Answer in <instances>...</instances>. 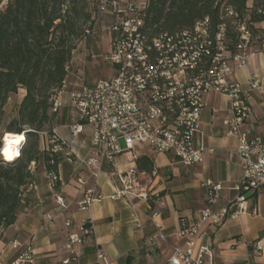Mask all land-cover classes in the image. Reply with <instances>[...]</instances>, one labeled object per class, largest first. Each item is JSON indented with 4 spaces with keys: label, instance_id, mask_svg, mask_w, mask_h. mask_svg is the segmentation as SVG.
Here are the masks:
<instances>
[{
    "label": "built area",
    "instance_id": "built-area-1",
    "mask_svg": "<svg viewBox=\"0 0 264 264\" xmlns=\"http://www.w3.org/2000/svg\"><path fill=\"white\" fill-rule=\"evenodd\" d=\"M215 4L220 7L221 20L215 28L205 16L190 26L163 31L145 22L149 0H99L100 13L113 8L110 47L105 56L113 66V75L71 90H67L64 81L50 97V110L55 113L63 104L60 96L67 92V103L75 112V118L68 124L70 134L75 137L88 127L91 150L86 156L80 155L55 127L39 132L46 139L44 152L49 156L50 165H58L61 158H68L94 182L76 202L78 209L88 210L105 199H121L131 205L134 200L152 201L162 206L163 196L143 182V173L134 164L111 172L116 184L110 193L98 190L103 164L111 163L123 152H130L137 144L165 153L185 166L200 163L204 153L212 151L205 145L200 129L205 97L210 93L227 97L229 113L223 118V124L227 134L238 138L237 154L242 169L241 178L234 186L235 196L228 204L213 208L221 185L211 180L203 182L206 206L192 220L179 219L174 235L180 242L171 247L169 255L159 264H213L214 240L204 226L220 225L227 218L247 212L248 199L264 186V142L245 128L253 116L250 95L259 87V81L244 86L231 79L235 69L245 65L250 55L264 53V29L254 36L232 6L219 1ZM228 17L237 19L235 28L239 36L233 50L227 42L225 19ZM90 33L89 28L84 30L85 35ZM27 131L31 129L26 128L22 133ZM0 157L5 160L1 151ZM47 176L52 183L58 180L57 170H47ZM77 181L80 185L87 182L80 176ZM55 202L61 210L69 206L60 194L55 195ZM158 215L154 211L151 218ZM65 225L70 226L71 221L66 219ZM155 227L147 242H166L168 234L157 222ZM93 232L91 219L84 220L78 232H69L65 246L70 255L61 264H80L76 244L86 241ZM11 244L19 249L11 264H34L30 244L17 240ZM256 247L261 249L258 243ZM94 249L96 260L90 264H111L96 243Z\"/></svg>",
    "mask_w": 264,
    "mask_h": 264
},
{
    "label": "crops",
    "instance_id": "crops-1",
    "mask_svg": "<svg viewBox=\"0 0 264 264\" xmlns=\"http://www.w3.org/2000/svg\"><path fill=\"white\" fill-rule=\"evenodd\" d=\"M231 79L244 86L259 81V87L250 95L253 116L245 128L264 142V53L250 55L245 65L235 69ZM69 86L67 90L74 89ZM67 101L68 98L62 101L61 107L53 113L57 123L50 129L55 127L59 133L64 129L65 133L60 135L71 142L80 155L86 156L91 150L90 129L84 127L75 137L70 134L68 124L75 118V112ZM228 113L229 102L225 95L210 93L205 97L199 118L200 129L205 145L212 151H206L198 164L182 165L145 144H137L130 152H123L111 163L103 164V173L97 181L98 190L110 193L116 184L111 172L134 164L143 173V182L161 193L162 206L152 201L134 200L131 205L121 199H105L88 210L78 209L76 202L94 183L87 172L63 157L57 165L58 180L52 183L44 163L43 171L35 172L34 162L33 177L23 194L15 221L0 229V264H11L17 256L19 249L12 247L13 240L32 246L34 264H61L62 259L70 255L65 246L68 233L78 232L79 225L87 219L92 220L94 232L86 241L76 244L80 264L96 260L95 243L106 253L111 264H159L169 255L171 247L180 242L174 235L179 219L192 220L206 206L203 182L211 180L221 185L213 208L228 204L235 196L234 186L241 178L242 169L237 154L238 138L227 134L223 124ZM39 138V149L44 153L46 139L40 134ZM78 176L87 180L85 185L78 183ZM57 194L63 196L69 205L67 209L61 210L55 202ZM247 206V212L227 218L220 225L204 226L214 240L213 264H264V186L248 199ZM154 211L159 215L151 218ZM66 219L71 221L68 227ZM155 222L168 234L166 242H147V236L156 229Z\"/></svg>",
    "mask_w": 264,
    "mask_h": 264
},
{
    "label": "trees",
    "instance_id": "trees-1",
    "mask_svg": "<svg viewBox=\"0 0 264 264\" xmlns=\"http://www.w3.org/2000/svg\"><path fill=\"white\" fill-rule=\"evenodd\" d=\"M96 1L0 0V112L9 96L23 88L14 124L7 131L19 134L31 129L25 132L14 161L0 157V229L15 221L33 177L31 163L37 161L39 132L49 130L54 119L50 97L67 79L68 64L91 17L90 2ZM217 1L232 6L254 36L264 29V0H149L145 22L156 30L173 31L208 16L215 28L221 23ZM225 21L233 50L239 36L237 19ZM42 156L46 171L57 170L45 152Z\"/></svg>",
    "mask_w": 264,
    "mask_h": 264
},
{
    "label": "rangeland",
    "instance_id": "rangeland-1",
    "mask_svg": "<svg viewBox=\"0 0 264 264\" xmlns=\"http://www.w3.org/2000/svg\"><path fill=\"white\" fill-rule=\"evenodd\" d=\"M98 3L99 1L93 3L90 2L89 8L91 10V17L84 23V30L89 28L91 33L88 35H82L81 39L77 43L72 59L68 64V78L66 80L67 87L70 85L69 87L76 88L82 84L94 83L99 79H106L113 75V66L105 58L110 47L111 33L109 27L114 20L113 8L108 7L106 12L100 13L97 9ZM23 92L24 89L19 88L17 93L11 94L1 109L0 145L3 133L7 131L8 126L14 124L18 105L24 94ZM67 98L68 94L65 92L60 96L59 100L64 101ZM56 123V120L53 119L52 125H55ZM60 131L62 135L65 133L64 129H60ZM33 139L34 136H31V140ZM39 148L40 138L38 142L35 172L43 171V153H41ZM136 148L139 147L136 146ZM31 168H33L32 165Z\"/></svg>",
    "mask_w": 264,
    "mask_h": 264
},
{
    "label": "bare ground",
    "instance_id": "bare-ground-1",
    "mask_svg": "<svg viewBox=\"0 0 264 264\" xmlns=\"http://www.w3.org/2000/svg\"><path fill=\"white\" fill-rule=\"evenodd\" d=\"M6 135L9 137L10 136H23L24 137V139L19 144L15 145V152L11 158H9L3 151L4 147L7 146V144H8V142L4 139V136H6ZM25 139H26L25 133L15 134V133L9 132V131L4 132L2 135V138H1V145H0V151H1V154L4 156V159L9 161V162L14 161L19 156L20 151H21L20 148L23 146L22 144H23V142H25Z\"/></svg>",
    "mask_w": 264,
    "mask_h": 264
},
{
    "label": "clouds",
    "instance_id": "clouds-1",
    "mask_svg": "<svg viewBox=\"0 0 264 264\" xmlns=\"http://www.w3.org/2000/svg\"><path fill=\"white\" fill-rule=\"evenodd\" d=\"M17 139H18L17 136H10V137H8V140H7L8 144L3 149L4 153L7 152V153H9L11 155L14 154V152H15V145H16L15 141Z\"/></svg>",
    "mask_w": 264,
    "mask_h": 264
},
{
    "label": "snow or ice",
    "instance_id": "snow-or-ice-1",
    "mask_svg": "<svg viewBox=\"0 0 264 264\" xmlns=\"http://www.w3.org/2000/svg\"><path fill=\"white\" fill-rule=\"evenodd\" d=\"M8 137L9 136H4V139L7 141L8 140ZM18 137V139L15 141V143L16 144H19L23 139H24V137L23 136H17ZM5 154L9 157V158H11L12 157V155L11 154H9V153H7V152H5Z\"/></svg>",
    "mask_w": 264,
    "mask_h": 264
}]
</instances>
